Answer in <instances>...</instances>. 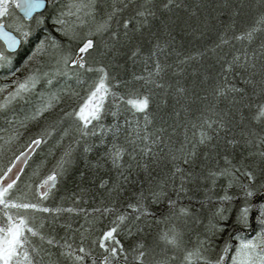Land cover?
Masks as SVG:
<instances>
[{
	"label": "snow or ice",
	"instance_id": "1",
	"mask_svg": "<svg viewBox=\"0 0 264 264\" xmlns=\"http://www.w3.org/2000/svg\"><path fill=\"white\" fill-rule=\"evenodd\" d=\"M0 69V264H264V0H0Z\"/></svg>",
	"mask_w": 264,
	"mask_h": 264
},
{
	"label": "rangeland",
	"instance_id": "2",
	"mask_svg": "<svg viewBox=\"0 0 264 264\" xmlns=\"http://www.w3.org/2000/svg\"><path fill=\"white\" fill-rule=\"evenodd\" d=\"M30 45L29 46H26V47H24L23 49H21L22 50V52L23 51H26L25 53H26V55L27 54H29V49H30ZM26 55L23 57V58H21V60L19 61V62H16V65L17 66H20V63L22 62V60L23 59H25L26 58ZM19 56V55H18ZM17 56V57H18ZM5 76H10V73H8V72H6L4 69H0V87H3L5 84H10L11 83V80H5ZM9 90H11V89H9ZM5 96H7V91H4V92H0V102H3V100H4V97ZM17 107H19V105H16ZM4 125H3V121H2V119H0V127H3ZM0 135H4V133L3 132H0ZM21 144H23L24 143V141L22 140L21 142H20ZM18 149H19V145H14L13 146V151L14 152H18ZM12 155V152H8V153H6L5 155H0V167H3V166H5L9 161H8V158L10 157ZM39 163V162H38ZM37 163V164H38ZM36 166V164L35 165H33L32 167H30L27 171L28 172H31V170H32V168H34ZM45 171H47L46 169H44Z\"/></svg>",
	"mask_w": 264,
	"mask_h": 264
},
{
	"label": "trees",
	"instance_id": "3",
	"mask_svg": "<svg viewBox=\"0 0 264 264\" xmlns=\"http://www.w3.org/2000/svg\"><path fill=\"white\" fill-rule=\"evenodd\" d=\"M43 14L47 15V10H44ZM49 28H51L50 24H49ZM25 52L26 51L22 52V50L19 52V56L16 57V62H19L21 60V58H23L26 55ZM50 146H51L50 144L49 145H42L40 148H38L36 150V153L33 155L32 159L29 161L28 169L30 167H32L33 165L37 164L38 162L40 163L41 161H43L46 158L47 153H48V149H49ZM17 154H18V152H17ZM48 161H49L48 167H51V162L52 161H51L50 157H48Z\"/></svg>",
	"mask_w": 264,
	"mask_h": 264
}]
</instances>
